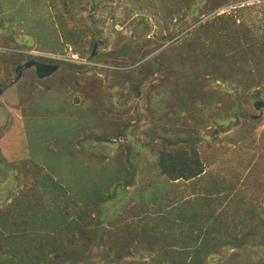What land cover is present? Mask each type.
<instances>
[{"label": "rangeland", "instance_id": "rangeland-1", "mask_svg": "<svg viewBox=\"0 0 264 264\" xmlns=\"http://www.w3.org/2000/svg\"><path fill=\"white\" fill-rule=\"evenodd\" d=\"M190 1L193 4L191 6L193 14L186 13L185 15L190 16L187 17L182 14L183 12L178 13L176 8L172 9L170 16V10L163 14V10L159 13L157 8L150 9L156 4L151 0H0V89L5 84V92L0 93V131L2 134L8 132L6 136L10 144L21 141V144L27 147L29 155L32 153L35 159L33 162L37 165L36 168H39L40 174L43 171V164L41 166L39 164L44 161L49 164V168H44L43 175L36 185L37 193L45 198L44 205L39 211L45 213L51 206L53 211V201L49 196H52L50 193L55 192L56 188L59 190L57 198L61 200L62 207L60 211L62 214L57 216L54 214L55 218L50 221L45 219L48 215L43 219L39 211L31 217L28 208L19 206L14 214L16 228L18 230L25 228L29 238L40 234L42 235L40 237L45 239L52 222L57 231H62L61 227L70 218L64 214V211L71 212L70 215H73L83 208L81 200L84 201V199L78 196L82 197L89 183L91 186L87 189H92L94 186L95 189L92 190L97 192L102 189L108 192L115 188L112 168L107 175H96L90 178L92 171L101 163H105L104 156L101 155L103 152L115 154L116 160L120 161L129 156L127 167L133 175V180L125 191L121 190L124 193L120 191L121 196L117 197V200H109L103 204L102 211L105 215L112 214L113 210L119 211L118 208L124 201H128V204L134 203L140 198V194L146 197L148 202H152L149 198L153 189L151 182L160 176L156 164V153L159 154L163 147L160 144L161 139H152L148 142L146 129H151L150 126H154L158 120H162L164 126H171L172 121L170 122L169 115L173 110L180 108H174V106L183 103L187 114L183 121L176 122V126L188 128L192 137H196L195 150L203 165L202 174L193 181L194 194H190L192 187H186L187 184L182 183L183 196L192 199L190 208H187L190 215L193 214V217L190 216L192 220L190 226L195 225L198 227L197 231L199 229L203 231L204 223H206L204 218L211 214V209L217 211L224 209V200L221 198H224V188L228 187V198L225 199V204L233 199L229 206L234 204L236 209L242 204L255 208L254 214L244 217L238 214L241 225L249 224L252 219L255 225L260 224L261 228L254 236L245 238L243 246L226 249L227 257L224 251L220 250L219 255L208 254L204 258L200 256V263L215 264L219 258L222 264H254L255 262L264 264V242L260 241V235L264 229V108L254 107L256 100L264 101V89L262 86L259 90L261 98L250 101H247V97L251 91L244 94L238 93V101H241L245 111L238 116L237 122H231L223 131L222 119L224 118L227 122L225 109L228 107L226 99L229 96L226 94L224 81L212 74L213 68H210L205 60L209 48L213 49L210 53L216 54L213 46L218 44L207 33L204 34L205 29L201 25V23H208L213 15L221 11H229L239 3L238 6L245 7L241 15L247 13L249 27L253 22L262 31L255 30L262 35L261 40L264 43V0H238L220 8L218 3L212 0ZM252 2L255 4L246 5ZM192 28L194 30H191ZM83 30L85 34L81 36L80 33ZM74 36H80L82 41L74 44L67 38ZM130 37L143 46L141 47L142 55L139 56L142 61L154 56L161 48L179 47L185 37L189 39L194 37L195 42L202 45L193 52V58L187 65H183L184 62L181 59L172 58L171 62L174 64L171 67L167 65L164 69L157 70L150 78L144 77L145 71L135 74L131 72L123 87L112 88L111 84L120 81L118 68H133L140 71V65L136 63L138 64L136 66L131 62V57H127L128 53L123 56L117 50L118 45ZM95 41L96 59L92 61L90 55ZM129 43L133 46L132 42ZM18 48L28 55V57L25 55L22 57L33 60V64L44 61L57 63L59 67L51 74L41 77L37 76L35 69L30 67L15 82L7 84L13 77L14 68L8 70L14 65L9 63V60L1 62V59L9 54L16 58L20 55L16 50ZM12 51L14 53H9ZM163 59L161 57L159 61ZM243 62L252 70L255 67L258 69L261 67L260 64L264 65V54L261 57H255L253 64L246 62L245 59ZM100 68L105 70L101 73ZM180 70L186 74L180 75ZM112 72L114 73L111 74ZM130 76L141 85L139 90H130ZM185 76L189 77L185 79ZM65 77H68L70 81H61ZM72 78H74L73 81ZM184 80H188L187 83H191L192 86L190 84V88L188 85L191 92L184 100H181L183 95H180L179 91H181L180 86L185 83ZM100 98L103 102L113 101L117 105L115 108L106 109V124L115 121L125 125V132L113 138L115 144H110V140L100 145L92 139L87 140L90 125L97 123L93 112L95 106L93 107L91 103L96 104L101 100ZM8 100L21 102V106L14 110L12 105H8ZM194 102L196 107L188 106ZM148 104L153 107H148ZM25 105L28 109L21 115L24 130L17 112H20ZM38 106L41 108V115H39ZM54 106L56 108L53 112H49ZM3 109L5 111L1 113ZM254 114L258 116L252 118L251 115ZM247 115L255 120H247ZM180 116L183 117V114ZM44 126L49 130L40 129ZM219 128L222 131H219ZM106 134L109 135V132ZM13 136L17 138V141L11 140ZM41 138H54L53 146L56 150L53 151L54 148L50 150ZM16 149L14 145L12 152L0 141V168H5L7 175L3 177L0 172L1 208L10 201L12 196L18 194L20 184H16L15 181L18 182V178L20 180L22 173L19 159L28 157L24 155V151H20L17 155ZM92 163L96 164L94 169L89 165ZM69 166L70 169H68ZM29 167L25 169L27 172L33 168L31 164ZM47 169L50 172L46 174ZM47 176L50 177L47 178ZM207 182L220 195L218 200L211 203L209 207H207L208 202L201 198L202 194H196L199 187ZM161 188L162 184L158 182L155 192L159 191V197H156L159 205L164 195L160 196ZM7 195L11 197L6 199ZM113 202L117 203L113 204ZM109 208L113 210L110 212ZM54 211H57V205ZM93 215L91 211L90 216ZM185 225L189 226L188 223ZM2 226L0 264H7L12 246L7 242L15 235L12 236L8 228L4 227L3 230ZM8 226L16 229L11 224ZM64 234L69 233L64 232ZM195 235L189 240L190 248L199 246V243L204 240V235L200 233ZM220 235L224 237L223 232H220ZM237 236L240 239L241 235ZM156 237L157 235L154 234V239ZM16 247L18 245L13 244V250ZM107 248L108 245L104 249ZM131 249V245L124 248L123 251L127 254L122 259L106 256V258H98L97 263L133 264L140 258L134 257V261L129 259ZM166 249L163 247L160 254ZM173 249L169 250L166 256L173 254ZM147 257L148 255L145 254L144 259L149 258Z\"/></svg>", "mask_w": 264, "mask_h": 264}, {"label": "trees", "instance_id": "trees-1", "mask_svg": "<svg viewBox=\"0 0 264 264\" xmlns=\"http://www.w3.org/2000/svg\"><path fill=\"white\" fill-rule=\"evenodd\" d=\"M212 1L218 3L220 8L224 5L232 4V2L235 3L238 0ZM151 2L156 4L154 5L155 7L153 6L150 9L157 8L159 13H162L163 10V14L170 10L169 16L174 8H176L178 13L183 12L182 14L184 16H187L185 15L186 13L188 15L193 14V9L191 8L193 4L190 0H181L180 2L179 0H151ZM238 4L229 11H221L220 13L213 15L208 23H201L202 27L205 29L204 34L207 33V35L212 37L213 41L218 44L213 46L216 54L214 55V52L210 53L213 49L209 48L205 60L209 63L210 68H213L212 74L224 81L226 94L229 96L226 99L228 101V107L225 109L227 112L225 120L227 122L224 121V118L222 119L224 122V125L222 126L223 131L231 122H237L238 116L245 111L242 107L241 101H238V93L244 94L251 91L247 97V101H250L255 98H261L259 90L262 86L264 89V65L260 64L261 67H258L257 62L256 66L258 69L255 67L254 70H252L243 62L245 59L246 62H252L253 64L255 57H261L264 54V43L261 40L262 35L255 32V30L259 29L253 22H251V27H249L247 13L241 15L245 7L244 5L238 6ZM252 4H255V2L246 3V5ZM212 6L214 7V5ZM64 29L66 30V28ZM191 30L194 29L192 28ZM259 31L262 32L261 30ZM84 34L85 30L81 31L80 35L82 36ZM67 38L74 44L75 42L82 41L80 36ZM129 42H132L133 46H131ZM148 42H150V40ZM201 45L202 44L195 42L194 37L190 39L185 37L179 47L161 48L154 56H151V58L148 57L142 61L139 58V56L142 55V44L137 40L134 41L132 37L127 38L124 42L118 45L117 50L120 51L123 56L128 53L127 57H131L130 61L140 65V71L138 72L133 68V70L118 68L120 81L111 84V87H123L124 84H126L124 83L125 80L129 78L131 72H134L135 74L145 71L144 77L146 79L150 78V76L157 70L164 69L167 65H170L171 67L174 64V62H171L172 58L177 60L181 59L184 62L183 65H187L189 60L193 58V52L196 49L201 48ZM134 50H136L135 53ZM2 52L4 53L5 51L3 50ZM9 53L14 52L12 51ZM205 53L206 52H204V54ZM19 56L17 55L15 58L12 54H9L8 56L4 55L1 62L9 60V63L15 66V64L25 60L22 57V53H20ZM25 56L28 57V55ZM161 57L164 59L159 61ZM14 58L18 62L16 60L14 61ZM220 62H222V65H220ZM138 64H136V66ZM14 66H11L12 68L8 71L13 69ZM104 70L105 69L100 68L101 73ZM113 73L114 72L111 74ZM10 74L11 73H9V75ZM185 74L186 73L183 70H180V75L184 76ZM188 77L185 76L184 78L187 79ZM130 78V90H139L141 85L135 82L131 76ZM73 79L74 78H72V81ZM64 80L70 81L68 77L63 78L61 81ZM187 81L188 80L185 81L184 85L180 86L181 91H179V94L183 95L181 100H184L188 93L191 92V89L189 90L188 87L191 83L188 84ZM1 88L3 89V92L5 90V84ZM57 95L59 94L57 93ZM100 99L101 100L96 104L91 103L93 107L95 106L93 112L96 117L95 122L97 123L95 125H90L87 132V140L92 139L95 142H99V145L102 142H108L109 140L111 142L110 144H115L113 138L119 137L125 132V125L116 123L115 121H110V124L109 122L106 124V109L115 108L117 105L116 102H103V99ZM7 103H9L8 105H12L14 110H17L21 106V102H13L12 100H8ZM195 104L196 102L188 106L196 107ZM148 107L153 106L148 104ZM176 107H180L181 109L173 110L171 115H169L168 118H170V122L172 121L171 126H164L162 120H158L154 126H150L151 129H146V134L149 137L148 142L152 139H161L160 144L163 147V149L159 151V154L156 153V164L160 176H158L155 181L151 182L153 189L149 198L152 199V202H148V199L140 194V198L134 201V203L128 204V201H124V203H121V207L118 208L120 209L119 211L109 208L110 212L113 210V213L105 215L102 211L103 204L109 200L115 201L117 197H120L121 192L125 191L131 180H133V175L127 167L129 164V156L120 161L116 160L115 154L103 152L101 155L104 156L105 163L98 165L97 169H94L96 164H89L94 169L90 178H93L96 175H107L109 174L110 168H112V173L114 174L113 184L115 188H112L108 192H104V189L97 192L92 190L95 189L94 186H92V189H87L91 186V183H89L87 187L85 186V192L82 197L78 196V198L84 199V201L81 200L83 208H81L79 212H75L73 215H70L71 212L64 211V214L70 216V218L61 227L62 231H57L52 222L46 236L47 239L40 237L42 236L40 234H37L38 236L34 238H31V236L29 238L25 233V228L18 230L16 228V215L14 214L19 206H25L30 210V212H28L30 216L33 217L43 207L45 198L37 193L36 185L39 182L41 175H43L44 168H49V164H46L45 161L39 164L40 166L43 164V171L40 174L39 168H36L37 165L33 162L35 159L32 157V153L29 155L27 147L22 145L21 141L15 144H10L8 141L9 139L6 136L8 132L2 134V131H0V141L4 146H8L13 152V146L16 145V150H18L17 155L20 154V151H24V155L26 154L29 157V159L28 157L23 160L22 158L19 159L21 163L19 167L22 168V173L20 180L17 177L18 182L15 181L16 184H20L18 194L12 196L10 201L7 202L3 208L0 207V240L3 237L1 225H3V230L8 228L10 230V232L9 230L8 232L12 234V236L15 235V237L9 239L7 242L10 243V246L12 245L11 252L8 255L9 259H7V264H98L97 259L101 257L106 258L107 256L108 258H111L112 256H116V259H122L124 255L127 254V252L123 250L129 245H131L132 248V253L129 256V259L134 261V257L140 258L139 261L133 262V264H201L199 261L200 256H203L204 258V256L208 254L219 255L220 250L224 251L225 254L226 249H233L240 245L243 246L245 243L243 240H245V238L257 234V230H261L260 224L255 225L254 220L251 219L249 224L245 225L243 223L241 225V219L238 216V214H241L242 217L254 214L255 208L242 204L236 209L234 204L229 206V204L233 202V199H230L225 204V199L228 198V187L224 188V198H221V200H224V209L217 211L210 208L211 214L207 218H204L206 223H204L205 227L203 231L200 229L197 231L198 227L195 225L190 226L192 220L187 221L186 216L187 208H190L192 199L183 196L181 188L184 187L182 186V183L187 184L186 187L191 188L194 185L193 181L202 174L203 165L197 151L195 150V146L197 145L196 137H192L188 128L176 126V122L180 120L183 121L187 114L185 106H183L182 103L174 106V108ZM55 108L56 106H54L49 112H53ZM27 109L28 107L25 105L22 106L20 112H17L20 117L19 122L24 130V122L21 115L25 114ZM40 109V106H38L39 115H41ZM4 111L5 110L3 109L1 113H4ZM146 111L149 112L148 110ZM56 113H58V111ZM181 114H183V117L180 116ZM246 117L249 121L255 120L248 117V115ZM212 123L216 124L214 122ZM40 129L45 130L46 126H44V128L41 127ZM222 130L219 128V131ZM106 132H109L110 136L107 135ZM55 138L57 137L55 136ZM11 140L15 142L17 141V138L13 136ZM41 140L44 144L48 145L50 150H52V148H54L53 151L56 150L53 146L55 144L54 138H41ZM83 157L85 158L84 154ZM28 160L30 162H28L29 166L30 164L33 166L29 172L25 170L29 167L27 163ZM68 169H70V166ZM4 170L5 168H0L2 176L6 177L7 175ZM49 172L50 170L47 169V172L45 173L47 174ZM54 174L58 176V174ZM49 177L50 176H47V178ZM158 182H161L162 184L160 196L164 194L161 198V205H159V200H157L159 197V191L155 192L156 184ZM194 189L193 187L191 188L192 192H190V194H194ZM58 192L59 190L56 188L55 192L51 191L50 195L52 194V196H49L53 201V211L52 206L49 208V211L46 210L45 213L39 211V214L43 219L48 215L45 219L53 221L51 219L55 218L54 214L55 216L62 214L60 212L62 208L60 205L61 200H58L57 198ZM199 193L202 194L201 198L208 202L207 207H209L211 203L217 201L220 196L218 191L215 190L213 186L211 188V184L208 182L199 187L196 194ZM10 197V195H7L6 199ZM154 198H156V200H154ZM115 203L117 202H113V204ZM149 203H152L153 205L150 206ZM56 205L57 211H54ZM91 211L94 213L93 216H90ZM189 216L193 217V214H189ZM185 223H188L189 226L185 225ZM8 224L13 225L16 229L10 228ZM18 231L20 233H18ZM64 232L69 234L65 235ZM220 232L224 233V237L220 235ZM196 233L204 235V240L199 243V246L196 245L194 248H190L188 247V244L191 243L189 240L196 236ZM154 234L157 235L156 239H154ZM237 235H241L240 239H238ZM17 237L18 239H14ZM260 241L264 242V229L260 235ZM13 244H16V246L18 245L14 250ZM106 245H108V248L104 249ZM163 247L167 249L160 254ZM171 249H173V254L166 256V253ZM149 253L153 254L150 255ZM145 254H147L148 257L150 255V257L144 259ZM225 256L227 257L226 254ZM224 263L226 262L224 261ZM215 264H222V262L218 258ZM254 264H258V262H255Z\"/></svg>", "mask_w": 264, "mask_h": 264}, {"label": "water", "instance_id": "water-1", "mask_svg": "<svg viewBox=\"0 0 264 264\" xmlns=\"http://www.w3.org/2000/svg\"><path fill=\"white\" fill-rule=\"evenodd\" d=\"M95 49H96V41L94 42L93 47H92L91 58L94 55ZM36 64H37L36 72H37V74H38L39 77L46 76L47 74H50L52 71L56 70L58 68V66H59L58 64H52V65H42V64H38V63H36ZM40 65L43 66L42 69H40ZM24 68H26V66H21V68H16L15 69L16 77L13 78L10 81V84H12L13 82H15L20 77L21 70L24 69ZM40 71H42L41 74H40ZM1 92H2V90L0 89V93ZM254 107L256 109H260L261 107H264V102L258 99V100H256L254 102ZM257 116H258V114L252 115V118H256Z\"/></svg>", "mask_w": 264, "mask_h": 264}, {"label": "flooded vegetation", "instance_id": "flooded-vegetation-1", "mask_svg": "<svg viewBox=\"0 0 264 264\" xmlns=\"http://www.w3.org/2000/svg\"><path fill=\"white\" fill-rule=\"evenodd\" d=\"M25 62H27V63L25 64ZM24 64H25V65H24ZM27 64H28V65H27ZM43 64H44V65H49V64H52V63H45V62H42V65H43ZM56 64H57V63H56ZM42 65H40V67L43 68ZM16 66H17L16 68H21V66H26V68H24V69L21 70V74H20V77H21V76H22V73H23L24 71L30 69V67H32V68L35 69V66H37V64H32L31 60L28 61L27 59H25L24 61L18 63ZM13 73L15 74V77H16L15 69H14ZM15 77H14V78H15ZM8 83H9V82H7V84H8ZM2 90H3V89H2Z\"/></svg>", "mask_w": 264, "mask_h": 264}, {"label": "clouds", "instance_id": "clouds-1", "mask_svg": "<svg viewBox=\"0 0 264 264\" xmlns=\"http://www.w3.org/2000/svg\"><path fill=\"white\" fill-rule=\"evenodd\" d=\"M101 42H102V41H101ZM13 50H15V47H13ZM16 50H18V51H17L18 53H22V55L25 54L24 51L20 50L19 48L16 49ZM28 54H29V53H28ZM90 56H91V55H90ZM95 57H96V56L93 55V57L91 58V60L94 61V59H96ZM30 60H31V59H30ZM30 60H28V61H30ZM31 62H34V61L31 60ZM43 62H44V61H43ZM26 63H27V62H25V64H26ZM36 63H38V64H42V62H39V61H38V62H35L34 64H36ZM45 63H47V62H45ZM32 64H33V63H32ZM43 65H44V64H43ZM49 65H52V64H49ZM16 67H17V66H15L14 69H16ZM58 67H59V66H58ZM36 68H37V66H35V72H36ZM40 69H42V67H40ZM13 71H14V70H13ZM52 72H53V71H52ZM52 72H51V73H52ZM15 73H16V72H15ZM36 73H37V72H36ZM51 73H50V74H51ZM37 76H38V74H37ZM14 77H15V74L13 73V77L11 78V80H12ZM11 80H10V81H11ZM9 83H10V82H9ZM1 90H2V89H1ZM259 100H260V99H259ZM261 101H262V100H261ZM263 102H264V101H263ZM262 108H264V107H262ZM254 115H256V114H254ZM251 116H252V115H251ZM189 214H190V212H189V210L187 209V216H186L187 221L190 220V216H189ZM185 222H186V221H185Z\"/></svg>", "mask_w": 264, "mask_h": 264}]
</instances>
